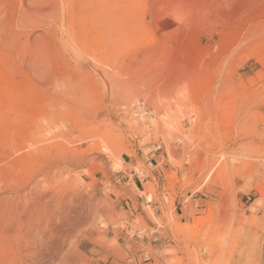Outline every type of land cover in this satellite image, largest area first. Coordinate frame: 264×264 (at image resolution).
I'll list each match as a JSON object with an SVG mask.
<instances>
[{"label":"rangeland","instance_id":"obj_1","mask_svg":"<svg viewBox=\"0 0 264 264\" xmlns=\"http://www.w3.org/2000/svg\"><path fill=\"white\" fill-rule=\"evenodd\" d=\"M57 167L58 261L264 264V0H0V179Z\"/></svg>","mask_w":264,"mask_h":264},{"label":"bare ground","instance_id":"obj_2","mask_svg":"<svg viewBox=\"0 0 264 264\" xmlns=\"http://www.w3.org/2000/svg\"><path fill=\"white\" fill-rule=\"evenodd\" d=\"M183 96L181 98L186 99V96L185 98H183ZM171 125L177 126L175 121L172 122ZM38 144H39V140L31 141L30 145H27V147L28 146L31 147L30 152H28L29 155L31 154V156H35L40 152L42 153L45 150L46 147H41ZM223 167L225 170V166ZM70 170L65 171V169L63 168L60 169L59 167L55 168L54 170L49 168V170L47 169V171H44L45 173L40 175L42 177L34 176L31 180L29 179L26 184L25 183L24 185L20 184L21 186H17V184L12 181L13 179H9L7 183H4V181L0 179V264H51L50 261H53L54 263L61 262L62 264L72 263V259H70L68 254L65 256L64 259L62 256L63 260L60 258L61 261L60 260L58 261L57 258L58 256H56L55 254V252H57L58 246L54 245L56 246L54 247L55 249L51 246L54 250H52L51 247L48 246L50 247L51 249L50 250L46 246L47 244H45L46 242H49L48 238L50 240V237L52 238V234H53L50 233L51 234L50 236L49 234L50 229L47 228L46 225L47 215L50 207L52 206V199L55 196L53 194L54 192L51 191L53 189L52 187H55L54 185L56 184H61L63 179L69 181L72 177V174H74ZM16 172H14L13 174L15 177L19 176V174ZM4 173L5 172H3V169L0 168V177L3 176ZM15 179L16 178H14V181ZM73 179L74 178H72V180ZM19 189L21 191H18ZM262 199L264 200V194L262 196ZM21 203L27 205L26 206L22 205L24 208L22 206H21L22 208H20L19 205ZM260 212H261L260 213L261 216L259 217L260 228L258 226L259 230L255 234L256 239L257 238L264 239V207L261 209ZM59 235L56 234L55 236L53 234L55 238L58 237ZM63 240L62 242H59L60 240L58 241L60 243L59 246L60 248L61 246L62 248L64 247ZM53 241L55 240L53 239ZM254 244L257 245L256 243ZM261 246L259 249L257 247L255 248H257L256 250L259 251L260 256L264 259V244ZM58 250L59 251L57 253L61 251V249L59 248ZM51 252H53L52 257L50 255ZM240 253L242 252L240 251ZM230 255L232 254L230 253Z\"/></svg>","mask_w":264,"mask_h":264},{"label":"crops","instance_id":"obj_3","mask_svg":"<svg viewBox=\"0 0 264 264\" xmlns=\"http://www.w3.org/2000/svg\"><path fill=\"white\" fill-rule=\"evenodd\" d=\"M102 236V233H95L93 239H89L88 241H95ZM114 238L118 244L127 247L132 246L133 248L129 250V264H148L150 263L151 254L155 250H159L160 244L155 241V237H134V238H127L125 241V237H119L118 234H113V236H108V239ZM155 242V243H154ZM150 248V249H149Z\"/></svg>","mask_w":264,"mask_h":264}]
</instances>
